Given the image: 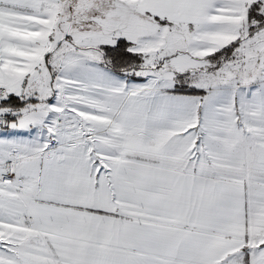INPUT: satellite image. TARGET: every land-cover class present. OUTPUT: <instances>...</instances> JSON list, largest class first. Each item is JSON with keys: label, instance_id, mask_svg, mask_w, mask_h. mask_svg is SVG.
Segmentation results:
<instances>
[{"label": "snow or ice", "instance_id": "obj_1", "mask_svg": "<svg viewBox=\"0 0 264 264\" xmlns=\"http://www.w3.org/2000/svg\"><path fill=\"white\" fill-rule=\"evenodd\" d=\"M0 264H264V0H0Z\"/></svg>", "mask_w": 264, "mask_h": 264}]
</instances>
